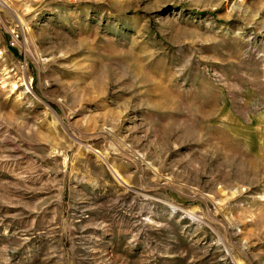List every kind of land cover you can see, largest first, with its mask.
<instances>
[{"label": "rangeland", "instance_id": "1", "mask_svg": "<svg viewBox=\"0 0 264 264\" xmlns=\"http://www.w3.org/2000/svg\"><path fill=\"white\" fill-rule=\"evenodd\" d=\"M0 264H264V0H0Z\"/></svg>", "mask_w": 264, "mask_h": 264}, {"label": "bare ground", "instance_id": "2", "mask_svg": "<svg viewBox=\"0 0 264 264\" xmlns=\"http://www.w3.org/2000/svg\"><path fill=\"white\" fill-rule=\"evenodd\" d=\"M14 89V88H13Z\"/></svg>", "mask_w": 264, "mask_h": 264}]
</instances>
